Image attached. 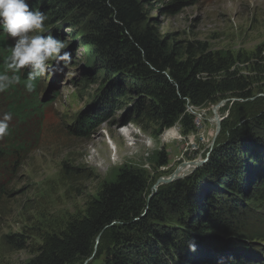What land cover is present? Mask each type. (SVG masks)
<instances>
[{
    "label": "rangeland",
    "instance_id": "rangeland-1",
    "mask_svg": "<svg viewBox=\"0 0 264 264\" xmlns=\"http://www.w3.org/2000/svg\"><path fill=\"white\" fill-rule=\"evenodd\" d=\"M173 1L141 0L148 23L169 42L184 45L199 41L211 51L230 54L235 69L251 83L252 97L263 105L264 0H183V6L175 12L164 10ZM27 2L33 10L36 3H42L41 0ZM43 13L47 17L44 30L33 34H51L65 41L72 60L63 71L36 77L32 92L24 86L27 79L22 75L28 71L25 68L17 73L21 78L19 84L0 92V116L4 113L12 116L8 134L0 139L3 150L0 182H5L7 190L0 203V264L27 262L37 253L45 235L57 233L69 219L83 215L101 184L113 180L122 167L146 173L152 191L158 178L175 172L181 164L209 157L223 138V129L226 132L241 118V112L237 115V109H233L235 97L193 107L189 110L193 130L186 132L180 124H175L172 127L177 137L163 141L161 136L168 128L157 134L156 126L145 119L127 122L134 117L130 106L137 98L129 92L119 100L109 101L105 113L96 122L84 125L83 131L78 130V120L98 110L102 92L112 87L113 81L101 70L99 55L84 41L89 30L86 19L67 11L58 12L50 22L51 16ZM5 42L9 47L12 40L5 35ZM3 71H7L6 66L0 69ZM18 99L28 105L38 103L39 109L36 106L34 114L12 110L11 102ZM215 116L217 123L213 120ZM103 119L106 120L99 122ZM126 128L132 136L119 132ZM259 132V137L264 138V128ZM108 136L116 144V155L106 142ZM242 146L240 156L253 166L244 162L242 176L250 184L242 186L246 199H242L244 211L239 216L242 221L238 230L244 237L262 235L252 241L264 255V183L258 181L262 166L254 164L260 154L258 150L257 153L247 150L245 144ZM161 151L168 161L164 166L157 165ZM168 223L178 226L173 220ZM181 229L184 232L179 230L180 236L183 235L180 239L189 241L193 233ZM231 244L223 245L222 253L224 249L231 251ZM225 257L236 264H259L257 253L238 259L235 253Z\"/></svg>",
    "mask_w": 264,
    "mask_h": 264
},
{
    "label": "trees",
    "instance_id": "trees-1",
    "mask_svg": "<svg viewBox=\"0 0 264 264\" xmlns=\"http://www.w3.org/2000/svg\"><path fill=\"white\" fill-rule=\"evenodd\" d=\"M41 2L34 10L46 12L50 22L58 12L67 11L88 21L84 41L99 55L101 70L113 81L102 92L98 110L78 120V130L96 122L109 101L129 92L137 98L130 106L134 117L127 122L145 119L156 126L157 134L175 124L186 132L193 130L189 106L203 107L229 97L237 98L233 109L237 115L241 112V118L226 132L223 129V138L201 167L183 179L159 185L151 197L150 177L139 169L122 167L113 180L101 184L83 215L69 219L57 233L45 235L37 253L23 264H236L225 254L235 253L237 259L254 254L257 245L252 240L262 235L239 236L242 199H246L242 186L248 183L242 176L244 162L253 166L240 155L243 144L253 153L259 151L254 164L262 166L258 181L264 183V138L259 137L264 103L252 97L251 83L235 69L232 56L211 51L199 41L183 45L162 38L148 23L141 0ZM183 3L174 0L164 10L175 12ZM9 53L1 33L0 69ZM11 104L18 112L34 114L36 106L39 109L38 103L28 105L23 99ZM167 162L161 151L157 165ZM4 184L0 182V203L7 193ZM170 220L180 227L169 224ZM181 228L193 233L189 241L180 239ZM193 241L195 251L189 249ZM228 242L231 251L222 253Z\"/></svg>",
    "mask_w": 264,
    "mask_h": 264
},
{
    "label": "clouds",
    "instance_id": "clouds-1",
    "mask_svg": "<svg viewBox=\"0 0 264 264\" xmlns=\"http://www.w3.org/2000/svg\"><path fill=\"white\" fill-rule=\"evenodd\" d=\"M46 15L39 9L30 8L27 0H0V32L12 40L10 53L3 59L7 71L0 72V92L21 82L19 71L28 69L25 88L34 91L36 77L48 72L63 71L71 63L72 53L65 41L51 34L37 35L44 30ZM11 113L0 116V139L8 134ZM195 251V242L189 243Z\"/></svg>",
    "mask_w": 264,
    "mask_h": 264
},
{
    "label": "bare ground",
    "instance_id": "bare-ground-1",
    "mask_svg": "<svg viewBox=\"0 0 264 264\" xmlns=\"http://www.w3.org/2000/svg\"><path fill=\"white\" fill-rule=\"evenodd\" d=\"M213 120H216V119L214 118ZM119 132L125 136H132V132L129 130V128L123 129L121 131L119 130ZM176 137H177V133L173 127L168 128L166 131H164L163 135L161 136L163 141H167L171 138H176ZM106 142H107V144H109V148L112 151L114 150L115 155H116L118 152L117 148H116V144L114 143L113 140H111L110 136H108V139L106 140ZM194 163H196V161L195 162H193V161L192 162H185V163L181 164L179 166V168L173 174L175 176H182L184 174H187V172L190 171V169Z\"/></svg>",
    "mask_w": 264,
    "mask_h": 264
},
{
    "label": "water",
    "instance_id": "water-1",
    "mask_svg": "<svg viewBox=\"0 0 264 264\" xmlns=\"http://www.w3.org/2000/svg\"><path fill=\"white\" fill-rule=\"evenodd\" d=\"M26 70H28L27 68H25ZM27 77H28V71H27V73H25V74H23L22 75V78L23 79H27ZM216 118V123L218 122L217 121V116H215ZM207 159H208V157L206 156L204 159H202V160H198L196 163H194L193 164V166L191 167V169H190V171L189 172H187V174H184V175H182V176H175L174 174H173V172L171 173V174H169V175H167V176H164V177H160V178H158L157 179V182L152 186V191H151V193H150V195H149V197H151L152 196V194H154V192L156 191V189H157V187L159 186V185H162V184H167V183H170V182H173V181H175V180H177V179H180V178H182V177H184V176H186V175H188L189 173H191L192 171H194V169L196 168V167H198L199 165H201V164H203V163H205L206 161H207ZM195 161V160H194ZM239 236H241V235H239ZM238 235L237 236H234L232 239H238V237H239ZM242 237H244V236H242ZM246 238V237H245ZM97 242V241H96Z\"/></svg>",
    "mask_w": 264,
    "mask_h": 264
},
{
    "label": "built area",
    "instance_id": "built-area-1",
    "mask_svg": "<svg viewBox=\"0 0 264 264\" xmlns=\"http://www.w3.org/2000/svg\"><path fill=\"white\" fill-rule=\"evenodd\" d=\"M192 108H193V107L189 106V107H188V110H190V109H192Z\"/></svg>",
    "mask_w": 264,
    "mask_h": 264
}]
</instances>
